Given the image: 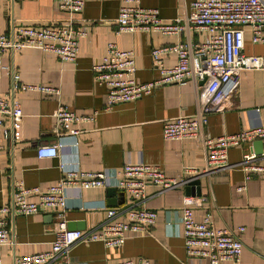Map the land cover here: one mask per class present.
Returning a JSON list of instances; mask_svg holds the SVG:
<instances>
[{
	"label": "crops",
	"instance_id": "crops-1",
	"mask_svg": "<svg viewBox=\"0 0 264 264\" xmlns=\"http://www.w3.org/2000/svg\"><path fill=\"white\" fill-rule=\"evenodd\" d=\"M79 24L88 27L80 41L75 62L62 63L51 53L35 49L6 52L4 66H11L22 83L59 90L58 95L37 91L11 92V78L0 70V97L19 103L22 120L10 139L0 130V208L12 199L15 182L27 188L45 189L59 182L65 170L81 172L118 171L125 163L158 166L169 178L179 179L182 168L203 169L206 165L204 142L236 134L252 127H264V70H243L231 107L208 116L207 124L197 138L165 140V121L178 116H195L200 109L198 86L191 81L154 89L139 100L117 104L104 112L107 90L94 83L92 68L104 56L107 44L121 51H132L135 58V82L144 84L158 77L152 66L151 50L177 42L199 43L203 31L166 36L157 32L115 34V19L125 0H83ZM193 0H131L130 6L157 9L164 20L184 18ZM65 18L52 0H0V35L19 26L39 27L55 24ZM244 54L264 56V45H252L245 33ZM174 56L164 58L166 66L174 64ZM65 106L77 115L94 121L79 125L77 138L54 130V114ZM258 109V110H257ZM61 145L57 158L40 159L36 148ZM254 155L253 146L244 145L228 151V167L199 179L200 196L210 198L206 207L216 228L244 227L243 249L239 264H264V173H246L237 166L244 156ZM260 164L264 166L263 155ZM61 166L63 167L61 169ZM244 186V191L238 188ZM185 187L168 191L146 189L145 208L154 210L157 219L145 234H128L120 248H106L99 242L76 244L63 258L50 264H115L123 260L144 258L150 264H209L207 259L187 256L180 224ZM117 189L68 190L67 224L75 230H97L105 222L122 220L129 198L120 199ZM35 198H30L34 200ZM115 209L114 218L108 210ZM206 210L194 211V220H202ZM52 216V215H51ZM10 230L14 245L0 249V264H13L15 258L47 252L55 237V219L50 214L12 216Z\"/></svg>",
	"mask_w": 264,
	"mask_h": 264
},
{
	"label": "built area",
	"instance_id": "built-area-1",
	"mask_svg": "<svg viewBox=\"0 0 264 264\" xmlns=\"http://www.w3.org/2000/svg\"><path fill=\"white\" fill-rule=\"evenodd\" d=\"M14 1V0H12ZM65 15L55 24L39 27L19 26L0 35V70L11 78V92L37 91L58 95L59 90L22 83L19 74L4 66L2 55L23 49H35L56 55L62 63H73L79 54L80 41L88 34V27L79 24L78 16L84 8L83 0H52ZM115 19V34L157 32L166 36H179L190 30L203 31L199 43L177 42L151 50L152 66L157 79L137 84L135 58L132 51H121L114 43L106 46L101 62L92 68L94 83L107 90L104 112L117 104L132 102L152 94L155 88L191 81L198 86L200 109L195 116H178L165 121L162 136L165 140H185L199 137L207 124L208 116L231 107L237 91L239 75L243 70H264V56L244 54L245 33L252 45H264V0H193L184 18L164 20L157 9L128 5L125 0ZM174 56V64L166 66L164 58ZM258 110V109H257ZM98 112L90 116L77 115L65 106L54 114V130L61 135L77 138L79 125L92 122ZM23 117L19 103L0 97V130L10 139ZM264 142V127H252L236 134L206 139V165L203 169L184 167L179 179L169 178L158 166L144 163H125L118 171L81 172L65 170L54 186L45 189L27 188L15 182L11 202L0 208V249L14 245L10 230L12 216L50 214L55 219V237L47 252L15 258L13 264H50L64 257L76 244L99 242L106 248H120L128 234H145L155 224L157 213L145 208L146 189L154 187L168 191L184 187L193 176L208 174L228 167V151L238 146ZM61 145L36 148L40 159L57 158ZM261 156H244L237 164L249 179L252 174H263ZM63 167L61 166V169ZM113 187L128 196V208L122 220L105 222L97 230H68L65 213L68 190L103 189ZM245 187L238 188L244 191ZM30 198H35L30 200ZM210 198L184 196L181 204L180 224L184 247L188 257L203 258L209 264H239L244 227L216 228L212 214L206 207ZM205 208L201 221L194 220V211ZM117 210L109 209L114 218ZM66 264V262H65ZM115 264H150L141 258L123 260Z\"/></svg>",
	"mask_w": 264,
	"mask_h": 264
},
{
	"label": "water",
	"instance_id": "water-1",
	"mask_svg": "<svg viewBox=\"0 0 264 264\" xmlns=\"http://www.w3.org/2000/svg\"><path fill=\"white\" fill-rule=\"evenodd\" d=\"M254 154L258 157L263 155V142L262 141H255L252 143ZM199 179H192L184 186V190L186 193V196H200V187H199ZM120 199L121 201L124 200V193H120ZM52 218V216L50 215ZM67 229L68 230H75L76 226L73 224H67Z\"/></svg>",
	"mask_w": 264,
	"mask_h": 264
}]
</instances>
